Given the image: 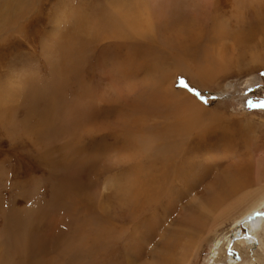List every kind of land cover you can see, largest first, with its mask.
I'll return each mask as SVG.
<instances>
[{
	"label": "bare ground",
	"instance_id": "bare-ground-1",
	"mask_svg": "<svg viewBox=\"0 0 264 264\" xmlns=\"http://www.w3.org/2000/svg\"><path fill=\"white\" fill-rule=\"evenodd\" d=\"M93 1L53 9L51 103L23 119L51 182L37 209L5 210L0 264H192L207 245L219 264L245 217L264 246V118L175 84L223 92L263 67L264 0Z\"/></svg>",
	"mask_w": 264,
	"mask_h": 264
},
{
	"label": "rangeland",
	"instance_id": "rangeland-1",
	"mask_svg": "<svg viewBox=\"0 0 264 264\" xmlns=\"http://www.w3.org/2000/svg\"><path fill=\"white\" fill-rule=\"evenodd\" d=\"M8 2L10 3L7 5ZM80 2L82 0H0V194L3 197V208L0 210V236L4 235L5 222L8 223L5 210L9 205L11 206L16 200L25 209V213L27 210H35L38 207L37 204L42 201L41 198H44L46 187L49 190L51 179L46 176L49 175L51 162L46 163V170L38 169L40 166L38 155L24 140V132L29 128L25 126L23 119L28 115L31 121L35 122L43 116L45 111L38 104L41 95L44 94L46 103H51L55 70L53 65L48 63L46 67L40 68L39 62L43 59L47 62V49L43 48L41 43L47 37L51 40L53 38L54 27H56L53 9L58 5L74 8L81 5ZM58 25L62 29L70 30L66 27L67 21L65 22L64 19L60 20ZM41 83L46 88V92H39ZM227 83L223 92L214 89L211 90L212 93L190 85L182 75L175 78L177 89L190 92L199 101H205L209 96L212 106L221 105L228 113L246 112L264 118V107L261 106L264 104V66L256 72H249L248 75L234 76L228 79ZM66 94L70 98L69 93ZM23 103L31 105L28 114L24 113L27 108L21 110ZM33 130L36 131V128ZM261 136L264 139V132ZM257 152L258 148L255 147L256 157ZM262 152L264 147L260 153ZM39 176L47 179L49 185L47 186ZM16 180L26 181V183L19 184L14 182ZM261 212L264 216V204ZM244 220L246 217L234 227L227 228L229 245L227 243L225 249L228 256L219 264H245L244 260H250L248 252L251 254L254 250H257L261 256L260 261L255 260L254 264H264V246L259 243L257 235L253 234L251 238L246 237L248 229ZM12 231L15 232V229ZM0 241H6L3 244L6 243L9 246V238L2 237ZM235 242H240L239 250L246 255H241L239 250V252L233 250ZM212 253L213 246H205L192 264H211L209 258Z\"/></svg>",
	"mask_w": 264,
	"mask_h": 264
},
{
	"label": "snow or ice",
	"instance_id": "snow-or-ice-1",
	"mask_svg": "<svg viewBox=\"0 0 264 264\" xmlns=\"http://www.w3.org/2000/svg\"><path fill=\"white\" fill-rule=\"evenodd\" d=\"M261 106L264 107V104H262Z\"/></svg>",
	"mask_w": 264,
	"mask_h": 264
}]
</instances>
